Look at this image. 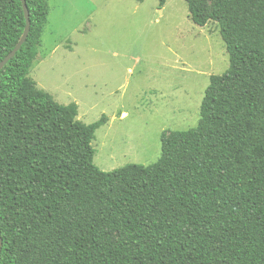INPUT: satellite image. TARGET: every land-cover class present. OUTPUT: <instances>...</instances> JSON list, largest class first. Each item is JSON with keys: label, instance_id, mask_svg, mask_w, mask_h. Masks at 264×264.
Masks as SVG:
<instances>
[{"label": "trees", "instance_id": "1", "mask_svg": "<svg viewBox=\"0 0 264 264\" xmlns=\"http://www.w3.org/2000/svg\"><path fill=\"white\" fill-rule=\"evenodd\" d=\"M25 1L28 36L0 71V264H264V0H184L218 24L229 67L196 127L110 172L91 146L108 117L79 122L28 76L49 7ZM25 25L21 0H0V62Z\"/></svg>", "mask_w": 264, "mask_h": 264}, {"label": "rangeland", "instance_id": "2", "mask_svg": "<svg viewBox=\"0 0 264 264\" xmlns=\"http://www.w3.org/2000/svg\"><path fill=\"white\" fill-rule=\"evenodd\" d=\"M48 7L28 76L58 104H76L79 122L108 117L91 143L101 171L152 165L162 135L198 125L210 77L229 67L217 23L193 24L184 0L162 7L48 0Z\"/></svg>", "mask_w": 264, "mask_h": 264}, {"label": "water", "instance_id": "3", "mask_svg": "<svg viewBox=\"0 0 264 264\" xmlns=\"http://www.w3.org/2000/svg\"><path fill=\"white\" fill-rule=\"evenodd\" d=\"M21 3H22L24 15H25V21H26L25 29H24V32H23L20 40L18 41L16 46L13 48V50L0 62V71L6 65V63L14 57V55L20 49L22 44L26 41V38L28 36L29 27H30L29 11H28V8L26 5V1L21 0ZM0 247H1V239H0Z\"/></svg>", "mask_w": 264, "mask_h": 264}]
</instances>
